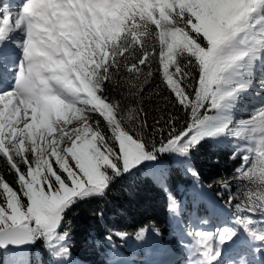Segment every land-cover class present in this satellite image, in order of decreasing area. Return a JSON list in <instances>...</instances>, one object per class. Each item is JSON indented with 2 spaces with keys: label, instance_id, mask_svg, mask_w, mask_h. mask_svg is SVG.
<instances>
[{
  "label": "snow or ice",
  "instance_id": "6c2138e0",
  "mask_svg": "<svg viewBox=\"0 0 264 264\" xmlns=\"http://www.w3.org/2000/svg\"><path fill=\"white\" fill-rule=\"evenodd\" d=\"M153 65L186 119L161 117L148 139L143 109L108 87L140 100ZM262 93L264 0H4L0 161L14 179L0 172V249L42 240L51 264H74L62 226L75 206L165 154L198 179L192 154L213 142L240 156L241 187L227 201L235 214L188 233L191 264H264ZM169 211L179 215L171 196Z\"/></svg>",
  "mask_w": 264,
  "mask_h": 264
},
{
  "label": "trees",
  "instance_id": "16d2710c",
  "mask_svg": "<svg viewBox=\"0 0 264 264\" xmlns=\"http://www.w3.org/2000/svg\"><path fill=\"white\" fill-rule=\"evenodd\" d=\"M152 70L154 76L145 84L140 100L129 96L120 84L108 87V95L119 101L125 110L128 107L143 109L142 114L149 125L148 139L154 138L152 128L157 126L156 121L160 120L163 124L161 117L175 116L181 126L186 119L185 113L166 99L168 93L159 75L155 74L156 65ZM155 138L159 139L158 135ZM233 151L228 144L205 142L191 157V168L199 173L198 179L190 174L188 165L180 158L162 155L155 162L156 167L141 166L142 170L136 171L135 175L128 174L117 179L105 197L92 198L75 206L62 226V230L69 233L68 243L74 264H105L106 250L117 239L116 233L133 237L145 226H154L161 236L174 232L167 226V206L170 196H175L179 185L185 183L199 186L202 193L189 192L187 208L181 213L184 220L190 213L196 222L212 217L218 221L224 217L223 214L226 218L235 214L236 201L232 204L227 202V190L222 184L226 181L229 192L233 193L241 187V182L234 179L235 170L241 162L238 157L230 158ZM0 172H4L10 182L13 181L2 161ZM213 200L220 205L219 209L213 206ZM109 235L112 236L111 243L106 239ZM178 237L179 234H176L175 240ZM51 261L52 257L42 240L21 251L0 249V264H51Z\"/></svg>",
  "mask_w": 264,
  "mask_h": 264
},
{
  "label": "rangeland",
  "instance_id": "374dc122",
  "mask_svg": "<svg viewBox=\"0 0 264 264\" xmlns=\"http://www.w3.org/2000/svg\"><path fill=\"white\" fill-rule=\"evenodd\" d=\"M4 0L0 1L3 3ZM18 3V2H16ZM234 152V151H233ZM233 157V153L230 158ZM239 161L241 162L240 156L236 155ZM235 157V158H236ZM234 159V158H232ZM225 189V188H224ZM194 191L198 194H201L202 191L199 186L182 184L179 185L177 189V194L174 197L177 203L179 204V215H174L169 211V204L167 206V226L175 231H169L165 236H161L159 231L158 235L154 230H157L154 226H145L141 229H147V234L144 240H137L136 236L128 237L127 235L124 238H121L116 235V240H113L111 245L106 250L107 257L105 259V264H166L171 260L178 259L182 256L180 264H191V255L190 247L193 245V237L188 233L194 231H215L216 227L206 229L204 226L211 223V219L207 220L208 223H201V220H198L197 225L192 221V214L190 213L188 219H183L181 213L187 208V202L189 200V192ZM227 195L229 198V190H227ZM222 194V193H220ZM213 206L215 208H220V205L213 200ZM181 218V220H180ZM178 229V231L176 230ZM121 233V232H120ZM180 234L181 238L175 240V235ZM171 241L173 245H171ZM172 247V248H171ZM175 247V248H174ZM176 249V251H175ZM175 252H179L181 256L173 257ZM169 260L167 261V259Z\"/></svg>",
  "mask_w": 264,
  "mask_h": 264
},
{
  "label": "bare ground",
  "instance_id": "6f19581e",
  "mask_svg": "<svg viewBox=\"0 0 264 264\" xmlns=\"http://www.w3.org/2000/svg\"><path fill=\"white\" fill-rule=\"evenodd\" d=\"M0 1H2V0H0ZM17 2L19 3L20 0H17ZM13 11H15V9H13ZM189 249H190V248H189ZM189 252H190V251H189ZM181 259H182V256H181L180 258H178V259H175L174 261L171 260V258H170V261L167 262L166 264H180ZM168 260H169V258L167 259V261H168Z\"/></svg>",
  "mask_w": 264,
  "mask_h": 264
},
{
  "label": "water",
  "instance_id": "95a60500",
  "mask_svg": "<svg viewBox=\"0 0 264 264\" xmlns=\"http://www.w3.org/2000/svg\"><path fill=\"white\" fill-rule=\"evenodd\" d=\"M29 245H24V246H21V247H10L9 249L10 250H14V251H21V250H25V249H28Z\"/></svg>",
  "mask_w": 264,
  "mask_h": 264
}]
</instances>
